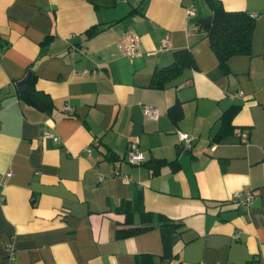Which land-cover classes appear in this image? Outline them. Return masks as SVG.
Returning <instances> with one entry per match:
<instances>
[{"label": "crops", "instance_id": "obj_1", "mask_svg": "<svg viewBox=\"0 0 264 264\" xmlns=\"http://www.w3.org/2000/svg\"><path fill=\"white\" fill-rule=\"evenodd\" d=\"M137 1L0 0V264H139L144 255L151 264H264V0H220L256 13L250 52L229 57L225 72L196 25L210 14L204 0H145L140 10ZM90 26L100 31L86 38ZM133 35L138 54L129 56L118 43ZM180 49L194 67L151 88L152 71ZM28 67L49 107L17 92ZM143 104L159 110L156 120ZM231 105L232 133L213 140ZM130 146L143 162L127 160ZM154 159L174 167L153 174ZM136 191L151 227L118 237L115 208ZM236 192L254 198L243 204ZM156 214L175 224L167 253ZM132 219L140 224L137 212Z\"/></svg>", "mask_w": 264, "mask_h": 264}, {"label": "trees", "instance_id": "obj_2", "mask_svg": "<svg viewBox=\"0 0 264 264\" xmlns=\"http://www.w3.org/2000/svg\"><path fill=\"white\" fill-rule=\"evenodd\" d=\"M210 10L209 23L205 26L200 25V21L196 22L198 28L204 31L205 36L208 39L209 46L215 54L219 68L226 71V61L229 57L234 55H244L250 52L251 36L254 27V16H251L250 12L245 10H227L222 6L220 0H204ZM100 31L96 26H90L84 31V36L90 38L96 35ZM48 41V38L44 42ZM194 67V61L190 52L186 49H180L173 52L172 61L163 67L155 68L150 77L149 86L154 89L165 88L175 77L179 76L184 69H190ZM30 72L26 82L25 90L20 96L29 102H36L42 104L45 107H49L51 101L48 103L43 99L46 98L45 94L40 93V90L34 86L35 76L30 67L26 69V73ZM25 73V74H26ZM239 105H231L226 108L218 118L219 129L216 131L213 140L220 139L226 134L232 133L231 117L237 111ZM170 117L176 121L181 118V109L179 104L175 103L168 109ZM110 160H115V156H108ZM143 162V161H142ZM167 165H173V162H168L163 159H154L147 162L146 166L150 168L151 173L156 174L160 171V168ZM35 201H33L34 203ZM115 211L124 215L125 226L117 229V236L124 237L133 235L140 231L146 230L151 227L152 213L143 208L141 195L139 191L130 199L120 200ZM138 213L139 221L142 226L134 225L132 214ZM159 223V229L161 230L162 246L166 248V252L169 250L167 235L169 231V225H175L174 222L168 220L162 214H156ZM144 257H141L139 264H151V257L148 256V261H144Z\"/></svg>", "mask_w": 264, "mask_h": 264}, {"label": "built area", "instance_id": "obj_3", "mask_svg": "<svg viewBox=\"0 0 264 264\" xmlns=\"http://www.w3.org/2000/svg\"><path fill=\"white\" fill-rule=\"evenodd\" d=\"M186 14L188 15H194L195 14V8L193 6H189L186 8ZM251 16H256L255 12L251 13ZM137 36L133 35V36H129L128 39L126 38V41L124 39H121L119 41V48L126 53L129 56H134L138 54V42H137ZM167 45V41H163L162 42V46H166ZM64 109H67L68 106L65 105L63 107ZM142 109L143 112L145 114V116L150 119V120H156L160 114L159 110L151 105H146L143 104L142 105ZM44 137H52L54 140H57L56 137L52 136V134L50 133H45L43 134ZM177 136L178 139L182 142L183 147L185 148H189L191 145V137L182 131H177ZM240 137L242 138V140H245V138L247 137V133L246 132H240ZM126 158L130 163L133 164H137L142 162L143 156L142 154L139 152L138 148L135 146H130L127 148L126 150ZM236 198L239 200V202H242L243 204H249L252 202L254 196L253 194L249 193V192H236Z\"/></svg>", "mask_w": 264, "mask_h": 264}, {"label": "water", "instance_id": "obj_4", "mask_svg": "<svg viewBox=\"0 0 264 264\" xmlns=\"http://www.w3.org/2000/svg\"><path fill=\"white\" fill-rule=\"evenodd\" d=\"M209 23V18H203L201 19L200 21V25L203 27L205 25H207ZM30 72L28 71L21 79L17 80L15 82V87H16V90L19 94L23 93L26 86H25V82L29 76ZM34 106H36L35 104H33Z\"/></svg>", "mask_w": 264, "mask_h": 264}, {"label": "rangeland", "instance_id": "obj_5", "mask_svg": "<svg viewBox=\"0 0 264 264\" xmlns=\"http://www.w3.org/2000/svg\"><path fill=\"white\" fill-rule=\"evenodd\" d=\"M198 1V0H197ZM138 2V1H137ZM144 2H145V0H139V2L136 4V8L135 9H142V7H143V4H144ZM197 5V4H196ZM200 5L201 6H204L205 5V3H203L202 1H200Z\"/></svg>", "mask_w": 264, "mask_h": 264}]
</instances>
